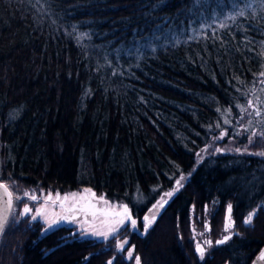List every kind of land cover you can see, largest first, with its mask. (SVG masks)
Returning <instances> with one entry per match:
<instances>
[{"label": "trees", "instance_id": "obj_1", "mask_svg": "<svg viewBox=\"0 0 264 264\" xmlns=\"http://www.w3.org/2000/svg\"><path fill=\"white\" fill-rule=\"evenodd\" d=\"M261 72L264 0H0V182L92 189L137 220L97 241L18 217L0 264H253L264 249V158L197 154L225 129L247 143L234 115ZM184 175L145 232L144 216ZM229 205L233 235L201 261L192 225L208 220L217 241Z\"/></svg>", "mask_w": 264, "mask_h": 264}, {"label": "rangeland", "instance_id": "obj_2", "mask_svg": "<svg viewBox=\"0 0 264 264\" xmlns=\"http://www.w3.org/2000/svg\"><path fill=\"white\" fill-rule=\"evenodd\" d=\"M260 79H264V78H260ZM261 87H264V85H260L258 83V85L255 87L256 93H255V95L252 94V99H250L253 101L254 107L259 108L261 115L256 116L255 112L253 111L252 108H247V104L242 105L244 108H247L246 112L241 111V108H240V110L238 112H236V114L234 115L236 121L233 125L234 126L239 125V129L233 130V131L237 132L238 135L246 136V142L247 143L242 146V145H239L238 142H235L234 139L228 137V135H229L228 129H225L224 131H216V134H214V136L210 135V137H209L210 140L201 149V151L198 155V163L200 161H202L203 159L210 157L211 155H217L218 153H220L222 151L232 152V153L256 154V155H257V153L264 152V139H261V137L259 135L261 132H264V92L260 91ZM257 97L260 98V101H262V103H257ZM230 115H231V113L228 112V117H226V121H228L227 122L228 125H230L229 122H230L231 118H233ZM241 117H243V118H241ZM249 121H251V123H249ZM233 125H231V126H233ZM252 132L257 133V136L253 137V143L259 141L261 144L260 146H258V147H260V149H258L257 151L252 150V148H250V146L253 145V143H251V144L248 143V137L251 135ZM224 133H226V134L223 135V138H220L221 135ZM223 140L224 141L227 140V142L225 144H221L220 142ZM237 149H239V151H237ZM245 149H247V151H245ZM258 156H260V155H258ZM260 157L264 158V156H260ZM183 177H184V179L181 181L182 186H183L184 181L186 179H188L189 175H184ZM182 186L179 187V190L182 188ZM10 187H11L12 192H13V210H12V213H11L9 220H14L15 218H18V217H28L31 223L40 221L41 223H43V226H44L42 234H46L44 232V229L47 228L48 225L45 223L44 217H37V219L35 221H33V220H31L30 216L35 214V210L37 208H40L42 205H44L45 197L49 192L39 190V189H30V190L18 191V190L14 189L15 186H13V184H10ZM176 188H177V185L175 184L172 189H169L166 191V192H170V191L173 192V195L171 197L165 196L164 193H166V192H164L161 197H163L164 200H167V203H168L171 200V198L179 191V190L176 191L175 190ZM83 190L82 191H72V192L60 193V194H61V196L65 195V194H71L73 192H75L77 194H82ZM25 192L30 193V194L34 193L39 197V199L34 202V201H32V200H30L24 196ZM91 192L95 193V197L93 198L91 196V194H89L87 196V200L86 201H80V204H85L89 200H92L96 204L97 207L105 208L108 211H116V212L121 210L122 205H126L123 203L112 202V201L108 200L104 195L99 196L92 189H91ZM56 193H59V192H56ZM56 193H52L53 198H55ZM17 196H20L21 199H17L16 198ZM100 197H103V200H101ZM161 197L156 201V203H154V205L151 206L150 210L148 211V213L145 216H147L149 218H151L154 214H155L156 218L159 216L161 211L167 205V203H166L163 208H159L158 202H161ZM104 201H107L108 203L105 204ZM71 203H72V201L66 202V204H68V205H70ZM25 204H27L29 207H31L33 209V212L29 215H23V207ZM213 205L214 204L206 207V214H207L206 217H209V215L213 209ZM128 209L130 212L129 207H128ZM157 209H159V210L157 211ZM46 210H47L49 216H51V214L53 212L60 213L61 210L59 207V202L56 203L55 207H53V205L51 203H49L46 206ZM226 214H227V216H226V221H225L224 225H226L229 222V216L231 217V213H229V211H227ZM76 215H77V219L74 222H72V223L62 222L60 224V226H66L69 228H73L74 229L73 233H76L75 235L79 239L87 238V239H95L97 241H107V240L113 238V236H111V235L109 236L108 239H104L103 237H99V236H90V235H87L85 233V231H83L84 229H88L89 231H91V228H90L91 225H94L97 230L107 231V225H104L101 223V221L103 219H105L104 214L103 215L102 214L96 215L95 217H93L91 215V213H88L87 215H85L83 212H81V213H77ZM107 218L112 219L113 217L108 216ZM116 218H118V217H116ZM156 218H155V220H156ZM85 220H87L88 223H84ZM134 220H136V219H134ZM155 220L153 221V223L151 224V226L149 228H151L153 226ZM231 221L233 223L232 218H231ZM144 223H145V221L143 218V228H144ZM136 225H137V220H136ZM126 226H130V228L133 230V227L131 226L130 220H126L124 225L120 227L119 232L122 229H124ZM209 229L210 228H209L208 220L204 223V226L200 227V228L196 227L195 225H192L191 238H192L194 246H195V251H196V245L199 243L205 249V255L209 252V250L212 247L221 245V244H216V241H212L210 239V237H209L210 230ZM232 229H233V227L230 228L226 232L225 226H224L223 234L218 240L223 239L225 236L231 237L233 235ZM50 231L51 230H49L48 232H50ZM208 240L212 241L211 247H209V245L206 243V241H208ZM122 241H124V240H118L117 242H122ZM253 264H264V258H262V259H260L259 257L256 258L255 261L253 262Z\"/></svg>", "mask_w": 264, "mask_h": 264}, {"label": "snow or ice", "instance_id": "obj_3", "mask_svg": "<svg viewBox=\"0 0 264 264\" xmlns=\"http://www.w3.org/2000/svg\"><path fill=\"white\" fill-rule=\"evenodd\" d=\"M239 15H243V12L238 13ZM230 19H235V17H230ZM220 27H226V24H221ZM260 77H264V72H261L259 74ZM258 83L260 85H264V79H260L258 81ZM252 94L255 95L256 90L255 88H253L252 90ZM261 92H264V87L260 88ZM257 103H262V101H260V98L257 97ZM238 107L241 108V111L246 112L247 108H252L253 111L255 112L256 116H260L261 112L259 110V108L254 107L253 101L252 100H248L247 102V108H244L241 105H238ZM230 113V109L228 110ZM243 118V117H241ZM228 121H225V123H227ZM249 123H251V121H249ZM226 133L222 134L220 138H223V135H225ZM261 139H264V132H261L260 134ZM257 133L256 132H252L251 135L248 137V143L251 144L253 143V137H256ZM237 151H239V149H237ZM245 151H247V149H245ZM199 155V153L197 154ZM257 155L260 156H264V152H260L257 153ZM184 179L183 176H181L179 179L176 180V185L177 188L175 189L176 191L179 190V187H181V181ZM0 190H2V198L4 199V203H5V209L0 212V229L3 228V224L7 222V211L10 210L13 206V192L9 190V186L6 183L0 182ZM91 194V196L94 198L95 197V193L91 192V189H84L82 194H77L75 192L71 193V194H65L63 196H61L60 193H56L55 194V198H53V194L51 192H49L46 197H45V201H44V205H42L40 208H37L35 210V214L31 215L30 218L31 220L35 221L37 219V217H44L45 219V223L48 225L47 228L44 229V232L47 233L49 230H52L54 228H57L60 226V224L62 222H67V223H72L77 219V213H81L83 212L85 215H87L89 213V211H91V215L93 217H95L97 215L95 209V206L93 204H91L90 202L85 203V204H80V201H86L87 200V196ZM165 196L171 197L173 195V192H166L164 193ZM24 196L27 197L28 199L32 200V201H37L39 199V197L32 193H24ZM17 199H21L20 196L16 197ZM101 200H103V197H100ZM68 201H72V203L70 205L66 204V202ZM59 202V207H60V213H56L53 212L51 214V216H49L47 210H46V206L51 203L53 205V207H55L56 203ZM105 204H107V201H104ZM167 203V200H164L163 197H161V202H158V206L159 208H163L164 205ZM258 208H264V205H260L258 206ZM159 209H157L158 211ZM228 211L229 213H231V205L228 206ZM33 212V209L31 207H29L27 204L24 205L23 207V215H29ZM257 212V209H254L252 211L249 212L248 216L244 219V224L246 225H250L253 222V218L255 217ZM110 214L105 212L104 216L105 219H103L101 221L102 224L107 225V231H102V230H97L95 228L94 225H91V231H89L88 229H84L83 231H85V233L87 235L90 236H99V237H103L104 239H108L109 236H113V238H116V234L119 233L120 227L124 225L126 220H130L131 222V226L133 228H135L136 226V220L131 218V214L129 212L128 206L127 205H122L121 206V211L118 213H113L112 215V219H108L107 217ZM118 217V218H116ZM155 214L149 218L147 216L144 217V230L145 232L148 230V228L151 226V224L153 223V221L155 220ZM84 223H88L87 220L84 221ZM233 227V223L231 221V217L229 216V222L225 225V231L227 232L230 228ZM210 230V229H209ZM76 233H73V235H75ZM231 239L230 236H225L223 239L217 240L216 244H223L226 243L227 240ZM127 240H124L122 242H117V251L119 252H123L125 251V245L127 244ZM206 243L209 245V247H211L212 245V241L208 240L206 241ZM196 252L199 255V259L201 261H203L205 259V249L201 246V244H197L196 245ZM127 257L128 259H132L133 258V249L131 247H129L127 249ZM113 259H115V257H113ZM107 264H113L112 260H109L107 262ZM135 264H141V258L139 256H135Z\"/></svg>", "mask_w": 264, "mask_h": 264}, {"label": "water", "instance_id": "obj_4", "mask_svg": "<svg viewBox=\"0 0 264 264\" xmlns=\"http://www.w3.org/2000/svg\"><path fill=\"white\" fill-rule=\"evenodd\" d=\"M9 190L11 191L10 188H9ZM88 202H90L91 204H93V205L95 206V209H94V210L96 211L97 215H100V214L103 215L105 212H107V213L110 214L109 217H112L111 214H113V213H118V212L121 211V210L118 211V212H116V211H108V210L105 209V208L97 207L96 204H95L92 200H89ZM88 202H87V203H88ZM4 209H5V203H4V199L2 198V190H0V212H2ZM12 209H13V206H12V208H11L10 210H8L7 213H6V215H7V222L4 223V224H3V228L0 229V239H1V236H2V234H3V232H4V230H5V227H6L7 223H8V221H9V218H10V216H11ZM89 213H91V211H89ZM0 223H2V222H0ZM259 258H260V259L264 258V249H263V251L260 253Z\"/></svg>", "mask_w": 264, "mask_h": 264}]
</instances>
